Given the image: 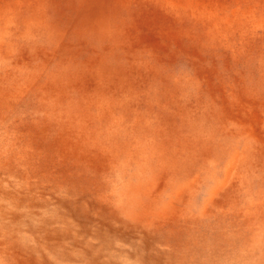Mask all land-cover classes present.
Here are the masks:
<instances>
[{"label":"rangeland","instance_id":"rangeland-1","mask_svg":"<svg viewBox=\"0 0 264 264\" xmlns=\"http://www.w3.org/2000/svg\"><path fill=\"white\" fill-rule=\"evenodd\" d=\"M0 155V264H264V0H0Z\"/></svg>","mask_w":264,"mask_h":264},{"label":"bare ground","instance_id":"bare-ground-1","mask_svg":"<svg viewBox=\"0 0 264 264\" xmlns=\"http://www.w3.org/2000/svg\"><path fill=\"white\" fill-rule=\"evenodd\" d=\"M16 63V62H15ZM7 64V63H6ZM7 68H8V66H7ZM6 70V69H5ZM8 74H6V76H7ZM4 78H5V76H4ZM12 79V78H11ZM14 82V81H13ZM11 83H12V81H11ZM9 86H10V84H9ZM16 86V85H15ZM2 87H4V86H2ZM18 88V87H17ZM20 88V87H19ZM18 88V89H19ZM16 95V94H15ZM51 102V101H50ZM2 149V148H1ZM1 156V155H0ZM21 161V160H20ZM19 161V162H20ZM230 169V168H229ZM25 174V173H24ZM14 176H16V175H14ZM20 178V177H19ZM26 178V177H25ZM22 179H24V178H21V180ZM26 182V181H25ZM28 182H30V180L29 181H27L26 183H28ZM222 182V181H221ZM24 184V183H23ZM25 187V186H24ZM139 189H140V187H139ZM30 193V192H29ZM41 194V193H40ZM16 195V194H15ZM13 196V195H12ZM2 198V197H1ZM13 198V197H12ZM3 199V198H2ZM18 199V198H17ZM8 199H6V201H7ZM20 202V201H19ZM12 203V202H11ZM6 204V203H5ZM17 204V203H16ZM21 205V204H20ZM25 205H27V204H25ZM19 207V206H18ZM25 207V206H24ZM13 208H14V206H13ZM6 211V210H5ZM5 213H7V211L5 212ZM24 214V213H23ZM29 214H30V212H29ZM19 215V214H18ZM21 215V214H20ZM20 215H19V217H20ZM8 216V215H7ZM17 216V215H16ZM10 218H12L11 216H10ZM9 218V219H10ZM22 218V217H21ZM16 220V219H15ZM22 220V219H21ZM32 220V219H31ZM16 223V222H15ZM14 224V223H13ZM8 225V224H7ZM15 225V224H14ZM18 226V225H17ZM38 229V228H37ZM32 230V229H31ZM27 231V230H26ZM34 231V230H33ZM36 231V230H35ZM34 231V232H35ZM19 232V231H18ZM20 234V233H19ZM23 234H24V232H23ZM29 234V233H28ZM34 234V233H33ZM42 234V233H41ZM30 235V234H29ZM32 235V234H31ZM23 236V235H22ZM23 237H25V236H23ZM26 238V237H25ZM20 239H21V236H20ZM26 240V239H25ZM25 243H26V241H25ZM2 244V243H1ZM5 246V245H4ZM124 250V249H123ZM124 253V252H123ZM126 255V254H125ZM131 255V254H130ZM129 257V256H128ZM184 261V260H183ZM182 263V262H181ZM184 264V263H183Z\"/></svg>","mask_w":264,"mask_h":264}]
</instances>
